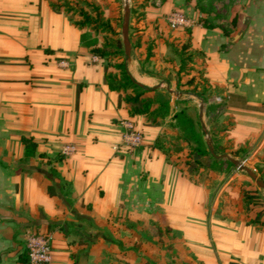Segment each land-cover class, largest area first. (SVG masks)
Segmentation results:
<instances>
[{"label": "crops", "instance_id": "1", "mask_svg": "<svg viewBox=\"0 0 264 264\" xmlns=\"http://www.w3.org/2000/svg\"><path fill=\"white\" fill-rule=\"evenodd\" d=\"M54 1L0 0V264L24 263L29 233L50 236L48 264H264V231L229 190L236 178L212 201L219 175L207 187L156 145L174 99L159 126L130 116L104 81L105 60ZM219 1L185 2L191 24L169 34L160 17L180 1L149 2L140 33L152 25L150 65L163 64L174 37L189 43L214 138L264 176V0H227L222 13ZM124 63L144 87L161 84L133 51ZM122 120L140 146L120 144ZM64 145L74 150L63 155Z\"/></svg>", "mask_w": 264, "mask_h": 264}, {"label": "trees", "instance_id": "2", "mask_svg": "<svg viewBox=\"0 0 264 264\" xmlns=\"http://www.w3.org/2000/svg\"><path fill=\"white\" fill-rule=\"evenodd\" d=\"M72 1L73 3L71 4L66 0H55L51 3V7L55 10H60L62 8L65 9L69 16L74 19V24L81 30L88 29L89 31H92L94 35H115L112 23L110 20L103 17L102 10H100L97 4L89 2L88 0ZM80 4H86L90 9L86 8L84 5L81 6ZM136 5L141 9V12L136 16V21L142 22L146 16L145 8L148 5L147 0L138 2ZM131 11L132 10L129 9L130 15ZM81 38L84 39L83 34H81ZM87 44L90 45V51L93 54L105 60L104 81L110 90L119 93V98L127 106L128 114L130 116L143 115L150 124L156 126L161 125L164 118L171 111L169 95H161V92L158 89L147 88L136 84L126 70L123 49L121 48L119 40L110 43L105 39L102 42H99L98 39L95 38L92 41H87ZM173 45H176L173 53L175 56H178V65L181 69L176 77L177 88L184 85L192 94L201 98L203 102H206L208 93L207 86L202 78V70L195 69L194 66L189 65L190 62L192 63L193 57V55L189 53V43H175ZM149 53L150 45L146 48L145 59L147 58V60H149L150 57ZM182 75L185 76V79L181 82ZM183 102L184 101L181 100H174L176 106ZM212 110L213 106L210 104L205 105V114ZM165 125L169 127L168 130L171 132L172 139L178 141L179 145L182 143L186 147L183 156L184 158L182 160L179 159L183 164L185 172L188 175L195 176L196 179L203 178V180H206L207 183H205V185L207 187H211L215 183L213 175L220 170V164L224 162L228 165H232L227 160L215 159L209 154L205 140L199 130L197 113L193 112L190 107L180 106L179 108H176L170 115V121ZM166 126L162 133L163 135L161 134L158 138L156 145L162 149L167 157H169L171 152L168 148V144L171 142L164 138L165 136L167 137ZM212 127L213 126L209 127V133L211 141L213 142L214 151L219 150L220 152H225V148H218ZM25 139L29 140V138ZM171 146L174 148L176 145L171 144ZM32 148L33 143L30 142V144L26 146L25 152L32 150ZM208 174H213L210 176V179L207 177ZM260 177L264 182V176L261 174ZM243 184V182L235 180L230 184L229 190L232 191L233 194H239V197L236 196V198L239 199V202L242 205L246 223L264 231V202L257 197L256 192H252L254 190L250 191L244 189ZM48 191L52 192L53 190L52 188H48ZM226 194L227 191H225V195ZM223 195L224 192L222 196ZM224 197L222 198L224 199Z\"/></svg>", "mask_w": 264, "mask_h": 264}, {"label": "rangeland", "instance_id": "3", "mask_svg": "<svg viewBox=\"0 0 264 264\" xmlns=\"http://www.w3.org/2000/svg\"><path fill=\"white\" fill-rule=\"evenodd\" d=\"M69 1V3H73L72 0H66ZM89 2H94L95 4H97L100 8V10H102V14L103 17L105 19L110 20V22L112 23V27L115 30V35H94V33L92 31H89L88 29H84L83 31V37L84 39H86L87 41H92L93 39L97 38L99 42H102L104 39L107 40L108 42H115V40H119L120 44H121V34H120V28H121V21H122V8H123V0H88ZM143 0H128V5H129V9H131V15L129 14V21H128V39H129V43H130V51H133L135 53V55L137 54L138 56V63H139V68L142 71H155V73L160 72L162 73V75L160 76V79H163L161 81H159V83H161V87L158 89L160 90V94L161 95H169V97H172L174 100H181L184 101L182 104L176 106L173 102V108L172 110L174 111L176 108H179L180 106H186V107H190L192 109L193 112L197 113L198 112V99L192 95L189 94H182L180 97H176L173 94H169L166 90H165V86L166 84L175 91H181V92H185L188 91L186 88V86L181 85L180 88H177V81H176V77L178 76V72L181 70L180 66L178 65V56H175L173 53V50L175 49V46L173 44H175V39H177V37H174V41H172L173 43L170 44V50L168 54L163 53L162 51L160 53H158L159 55V59L163 60V64L162 63H155V64H151L150 62H148L147 58L145 59L146 56V48L148 47V45H150V53L149 55H153V39L152 37H150L149 32L151 30L152 25H149L144 32L140 33V26L143 25V23L145 24V22H137L136 21V16L138 13L141 12V9L136 5L138 2H142ZM160 0H147V3L149 2H157ZM165 1V0H163ZM180 3H176V5L171 6V8L168 11L171 10H182V8H184V4L185 2H187L191 7H193V4L195 2V5L198 6L199 4V0H179ZM81 6H85L86 8H89V6H87L86 4H80ZM229 6V1L227 0H220L218 3L215 4V9L219 12L222 13L223 9H225V7ZM90 9V8H89ZM88 10V9H87ZM167 13H165L163 16H165ZM161 25L164 26V28L167 30L165 31L166 34H169V31H171L172 29L168 28L165 25V22L163 20V17H160V22ZM169 37V35H168ZM137 45V46H136ZM136 46V47H135ZM121 48H122V44H121ZM164 54V56L162 55ZM124 57V54H123ZM125 60V58H124ZM128 65V63H127ZM152 66V68L150 69V67ZM36 67V66H35ZM126 68H128V66H126ZM183 78V79H182ZM182 80H180L181 82L184 81L185 76L182 75ZM173 80V81H171ZM159 95V96H161ZM204 107V105H203ZM202 121L207 129V132L210 136L209 133V128L210 127V118L212 116L209 115L210 113H206L204 114V108L202 110ZM214 115V114H213ZM198 119V118H197ZM170 120H168L167 122H169ZM166 122V123H167ZM199 123V121H198ZM166 126V125H165ZM167 127V126H166ZM169 127H167V137L165 136V140H169L168 144V148L171 152L170 158H172V160H182L184 157V153H185V145H183L182 143L179 145L178 141H175L172 139L171 136V132L170 130H168ZM211 129V128H210ZM165 130V129H164ZM199 130L202 134L203 139L205 140V134L201 131L200 128V123H199ZM163 135V134H162ZM211 138V136H210ZM171 140V141H170ZM216 144L218 146V148H225L228 149L227 151H229L227 154L235 159H238L240 161H242V163L247 166L248 168H250L252 171H254L259 177H260V172L258 170V168L256 167H252V164H250L249 162H247V160L245 159V156L242 154L243 150H239V148H234L233 146H228L227 143H223L222 140L218 141V139L216 138ZM171 144H175L176 146L173 148L171 146ZM213 144V142H212ZM217 154L220 153H225V152H220L219 150L215 151ZM224 160V159H223ZM259 173V174H258ZM218 179H217V187L215 188V190L211 191L213 193H211V200L213 201V198L215 197L216 193L218 191H220V189L222 188V186H224V184L227 183L228 180H232L234 178H236V181L239 182H243V188L246 190H254L252 192H256V195L258 198H260V200H262L264 202V191L260 188H258L256 186V184L253 182V180H251L244 171L237 169L235 166L233 165H228L226 163H222L220 164V170L217 172ZM215 185V186H216ZM242 187V186H241ZM234 196H238L239 194L234 193ZM232 195V196H233ZM225 196V193L222 197Z\"/></svg>", "mask_w": 264, "mask_h": 264}, {"label": "built area", "instance_id": "4", "mask_svg": "<svg viewBox=\"0 0 264 264\" xmlns=\"http://www.w3.org/2000/svg\"><path fill=\"white\" fill-rule=\"evenodd\" d=\"M165 22L169 28H179L191 24L187 16L178 11L171 10L165 15ZM120 144L125 149H134L142 142V133L129 120L120 121ZM74 150L72 145H64L61 149L63 155ZM26 259L23 264H48L51 260L50 236L48 234L29 233L24 241Z\"/></svg>", "mask_w": 264, "mask_h": 264}, {"label": "water", "instance_id": "5", "mask_svg": "<svg viewBox=\"0 0 264 264\" xmlns=\"http://www.w3.org/2000/svg\"><path fill=\"white\" fill-rule=\"evenodd\" d=\"M128 21H129V5H128V0H123V8H122V21H121V28H120V34H121V44H122V49H123V54L125 61H128L130 58V43L128 39ZM236 34L234 35V37ZM136 82V81H135ZM137 85L143 86L139 82H136ZM161 87V84H158L156 86H153L151 88L153 89H159ZM165 90L169 94H173L176 97H180L182 94H189L198 99V112H197V118L200 123V128L201 131L205 134V144L207 147V150L209 154L215 158V159H224L229 161L233 166H235L237 169L242 170L245 172V174L253 180V182L256 184V186L264 191V182L262 179L250 168L245 166L242 161L235 159L231 156H229L226 153H220L217 154L214 151V147L211 141V138L207 132V129L202 121V110H203V101L201 98L197 97L196 95L189 93V92H181V91H175L172 90L167 84L165 86Z\"/></svg>", "mask_w": 264, "mask_h": 264}]
</instances>
